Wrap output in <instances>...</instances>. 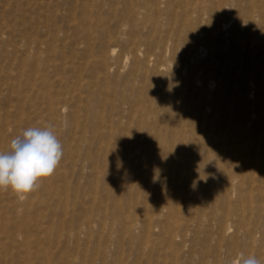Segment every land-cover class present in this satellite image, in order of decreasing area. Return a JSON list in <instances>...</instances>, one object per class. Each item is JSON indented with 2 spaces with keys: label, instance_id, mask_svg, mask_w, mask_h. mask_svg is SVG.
Instances as JSON below:
<instances>
[{
  "label": "rangeland",
  "instance_id": "rangeland-1",
  "mask_svg": "<svg viewBox=\"0 0 264 264\" xmlns=\"http://www.w3.org/2000/svg\"><path fill=\"white\" fill-rule=\"evenodd\" d=\"M154 1L0 0V151H63L0 191V264H264V0Z\"/></svg>",
  "mask_w": 264,
  "mask_h": 264
},
{
  "label": "clouds",
  "instance_id": "clouds-1",
  "mask_svg": "<svg viewBox=\"0 0 264 264\" xmlns=\"http://www.w3.org/2000/svg\"><path fill=\"white\" fill-rule=\"evenodd\" d=\"M62 145L53 126L28 127L0 151V191H11L23 201L39 188V180L54 174L62 158ZM241 264H260L255 256L241 257Z\"/></svg>",
  "mask_w": 264,
  "mask_h": 264
},
{
  "label": "bare ground",
  "instance_id": "bare-ground-1",
  "mask_svg": "<svg viewBox=\"0 0 264 264\" xmlns=\"http://www.w3.org/2000/svg\"><path fill=\"white\" fill-rule=\"evenodd\" d=\"M151 1V0H150ZM148 2V1H147ZM195 2V1H194ZM148 4H149V2H148ZM149 5H151V4H149ZM147 7H148V5H147ZM146 8V7H145ZM199 6H197V5H195V3L194 4H191L189 1H187V0H155L154 1V5L152 6V9H153V11L154 12H156L157 14H159V15H163L162 13L163 12H165V14L167 15V16H169V15H173V14H175L176 16H173V17H177V16H186L187 18H188V16H189V14H191V13H199ZM140 10V9H139ZM145 10V9H144ZM141 13V12H139L138 11V9H137V11H135V14L136 13ZM146 13V12H145ZM148 13V12H147ZM156 13H154L153 15H151L152 17H154L155 16V14ZM134 14V15H135ZM136 15H138V14H136ZM149 15V14H148ZM147 15V16H148ZM188 15V16H187ZM161 17H163V16H161ZM165 17V16H164ZM171 17V16H170ZM172 17V18H173ZM167 18H169V17H167ZM149 19H151V18H149ZM164 19V18H163ZM202 19V18H201ZM180 20V19H179ZM181 21V20H180ZM222 23H224V25H226V23L225 22H222ZM182 26V25H181ZM187 31V30H186ZM191 32V31H190ZM196 35V34H195ZM196 38V37H195ZM185 44H186V42H184ZM189 46V45H188ZM195 54V53H194ZM195 56V55H194ZM198 59V58H197ZM216 87V86H215ZM217 88V87H216ZM214 89V88H213ZM228 89V88H227ZM216 90V89H215ZM225 91V90H224ZM227 92V91H226ZM207 98V97H206ZM264 104V103H263Z\"/></svg>",
  "mask_w": 264,
  "mask_h": 264
}]
</instances>
